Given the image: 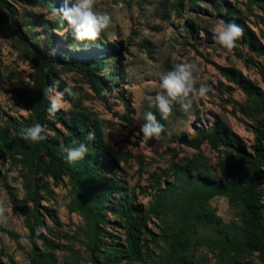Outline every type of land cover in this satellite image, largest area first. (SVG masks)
<instances>
[{
    "label": "rangeland",
    "instance_id": "1",
    "mask_svg": "<svg viewBox=\"0 0 264 264\" xmlns=\"http://www.w3.org/2000/svg\"><path fill=\"white\" fill-rule=\"evenodd\" d=\"M9 2L16 11L19 29L25 38L37 48L46 50L48 57L59 56L74 61L92 53L90 47L96 49L97 44L75 42L67 23L63 30H57L56 23L60 18L45 19L41 10L51 12L46 7L28 5L25 0ZM72 2L74 0H69V4ZM64 3L62 0V6ZM94 10L107 12L112 17L109 28L97 39V42L117 49L100 74L108 82L109 89L103 98L87 74L70 70L66 65L54 66L52 85L59 84L49 95V100L58 103L57 111L68 117L80 111L101 123L110 156L119 164L116 179L133 198L142 217L151 218L147 220L149 232L146 239L158 257L167 249L162 237L171 230L168 226L173 225L189 206V203L184 204L181 199L168 194L165 200L169 205L167 211L161 213L160 219L153 214L156 196L167 183L176 181V169L187 172L186 166L191 165L195 174L200 173L212 183L220 184H226L251 169V163L241 161L235 148L241 146L249 157L255 158V129H260L264 123L263 106L249 97L225 72L240 73L264 94V57L244 43L252 41L264 46V3L262 0H96ZM2 12L5 13L4 10ZM26 16L30 20H22ZM221 20L238 22L243 29L238 47L231 52L223 50L214 39V28ZM46 22L55 28L47 35L54 36L64 54L59 52L57 45L47 46L43 27ZM17 32L18 27L12 21L0 25V131L8 136L16 133L11 121L21 123L23 119L32 118L33 109L26 99L34 95L41 85V61ZM185 60L198 66L197 87L205 84L210 91L199 98L187 113L178 103L173 104L166 134L159 140H144L142 134L137 135L145 122L143 116L147 111L158 112L149 107L148 97H154L159 91L161 76ZM116 63L123 76L114 83L112 69ZM69 72L75 75L67 77ZM69 83L78 93V98L60 95ZM127 102L130 109L126 107ZM216 124L226 126L238 141L226 145L218 142L213 146L200 132L209 131ZM56 128L69 136L60 123ZM45 129L49 139L56 138L53 131ZM184 137L198 146L186 145ZM262 148L264 150V143ZM21 159L19 152L0 157V202L7 209L6 222H0V235L7 252V257L2 259L3 264H31L33 249L45 251L41 242L31 239L25 216V212L34 209L30 190L36 183L42 198L40 211L44 208L55 210L59 222L55 225L49 217H44L54 231V235L46 234L59 246L74 245L78 251L77 260L86 264L90 259L86 222L79 213L71 212L76 197L75 186L68 176L56 179L46 165L38 172H31L20 162ZM8 188L18 202L12 198ZM43 188L49 193L45 195ZM261 188L264 191V184ZM191 207L190 215L196 217L201 213L203 216L189 232L192 245L187 260L190 263L261 264L257 253L244 250L235 254V249L246 242L249 233L244 206L239 199L232 194H222ZM207 215L205 220L203 217ZM110 220L116 219L110 215ZM112 227L110 225L108 230L123 242V232ZM36 229L41 228L37 226ZM222 231L227 232L226 238L227 235L229 239L235 238L232 247L229 241H226V247L221 243ZM73 258L69 251L58 250L55 264H64Z\"/></svg>",
    "mask_w": 264,
    "mask_h": 264
},
{
    "label": "trees",
    "instance_id": "2",
    "mask_svg": "<svg viewBox=\"0 0 264 264\" xmlns=\"http://www.w3.org/2000/svg\"><path fill=\"white\" fill-rule=\"evenodd\" d=\"M10 1L12 3L13 0ZM262 2L264 3V0ZM25 3L28 5H41L50 11L53 6H62V0H25ZM3 10L5 13L2 12ZM16 16V11L9 0H0V25L12 21L18 27L17 34L19 38L33 50L36 57L41 61L39 65L41 85L34 95L26 99L33 109L32 118L23 119L21 123L11 121L16 129L14 136H8L5 132L0 131V157L19 152L22 157L20 162L28 167L31 172H38L46 165L49 173L56 179H63L64 176L70 178L76 191L71 212H77L83 217L86 222L85 233L90 239L88 243L90 259L86 264H148L151 261L153 264H192L187 260L192 245L189 232L198 225L203 215L201 213H197L196 217L190 215L193 209L191 206L222 194H232L241 201L245 211V222L249 226L246 242L237 246L235 254L249 250L252 253H257L261 264H264V203L262 202L264 191L261 188L264 184V150L262 148L264 123L260 129H255L257 140L253 147L254 159L251 156L249 157L241 146L238 145L239 147L235 148V152L241 161L251 163L250 171H245L244 174L233 177L226 184L212 183L208 177L200 173L195 174V169L191 165L186 166L187 172L183 169H176V181L167 183L166 187L156 196L152 209L153 214L160 219L161 213L167 211L169 205L166 204L165 200L168 194L181 199L184 204L189 203L187 204L189 206L181 212L182 216L176 218L177 220L173 225L168 226V229L171 230H168L167 234L162 237L167 249H164L163 253L156 257L146 239L149 232L147 220L151 218L148 216L142 217V212L135 205L133 198L116 179L115 173L119 168V164L116 159L110 156L101 123L85 112L80 111L74 112L71 117L66 116L63 112L56 111L55 115L49 117V108L52 103L49 100V95H45V92L52 85L55 78L53 74L54 66L66 65L70 70H78L87 74L96 84V91L104 98L109 87L108 82L100 74L117 49H113V46L111 49V47H107L97 42V40L95 42L87 41V44L97 45L95 50L90 47L92 53H86V55L81 56L83 58L80 57L74 61H67L59 56L51 58L46 54V50L44 51L40 47V49L37 48L35 44L25 38V35L19 29L20 22ZM22 20H30V17H23ZM235 23L239 25L238 22ZM43 27L45 28L47 46L49 48L53 45L56 46L54 36L47 35L55 29L54 26L50 22H46ZM56 27L57 30L61 31L66 27V22L60 20L56 23ZM186 28L189 29V26L186 25ZM244 43L252 51L264 57V46L256 45L252 41H245ZM57 46L59 52L64 54L63 48ZM112 72L114 73L112 74L114 75L113 82H119L123 74L117 63ZM225 74L249 97L262 103L264 111V94L260 93L258 88L253 86L240 73L228 70ZM126 107L130 109L128 102ZM153 113L165 127V131L161 135L166 134L167 121L160 117L159 112ZM34 123H40L48 130L53 131L56 138L49 139L45 134L46 139L35 144L21 139L18 135L19 129L31 126ZM58 123L61 124L64 131L69 133V136L56 128ZM90 133L95 134L94 140L88 139ZM200 133L213 146H216L218 142L226 145L228 142L236 143L238 141L234 134L228 132L226 126H220V124L213 125L209 131L202 130ZM60 141L61 143H59ZM73 141L85 143L88 147V153L83 160L69 163L61 145L68 147ZM183 141L190 147L198 146L186 137L183 138ZM160 185L159 183L158 186ZM8 189L12 198L16 199L12 190ZM43 190L45 195L49 193L46 188H43ZM30 193L34 209L25 212L30 237L32 240L41 242L45 247V251H39L37 248L33 249L30 255L31 264H55L56 251L58 250H67L74 256L72 260L66 261L64 264H83L77 260L78 251L74 248V245L59 246L54 238L46 234V232H49V234L54 235V231L46 223L44 217H49L55 225H59V222L55 210L44 208L40 211L39 203L42 198L38 183L35 184L33 190H30ZM16 202H18L17 199ZM110 215L114 216L116 220L111 222ZM207 217L208 215L203 218L206 220ZM110 225H113L112 229L123 232V242L120 237L108 230ZM37 226L41 229L37 230ZM225 233L227 234L226 231L221 232V243H224V247H226L225 243L229 241L230 247H232L235 244V238L230 237L229 239L228 235L226 238ZM66 237L70 238L67 235ZM5 257H7L6 247L0 235V264H3L2 259Z\"/></svg>",
    "mask_w": 264,
    "mask_h": 264
},
{
    "label": "clouds",
    "instance_id": "3",
    "mask_svg": "<svg viewBox=\"0 0 264 264\" xmlns=\"http://www.w3.org/2000/svg\"><path fill=\"white\" fill-rule=\"evenodd\" d=\"M96 0H74L69 4V0L61 7H52L51 12L41 10L45 19L51 20L54 16H59L62 22H66L71 30L75 42L92 41L95 42L101 34L107 30L112 22V17L107 12H98L94 10ZM214 39L223 50L231 52L238 47V41L243 36V29L234 22L219 21L214 28ZM199 69L196 63L183 61L173 66L172 70L162 75L160 78L159 91L154 97H148L149 107L158 110L160 117L167 121L173 111V104L178 103L184 112H189L193 104L199 99L206 96L210 88L205 84H199ZM74 72L66 74L67 77L74 76ZM59 82L49 87L45 95H50ZM72 98H78V93L73 91L71 83L63 89V93ZM59 110V104L53 101L49 108V117L55 115ZM144 123L139 129L137 135L142 134L144 140L161 139V134L165 127L158 120L152 111L145 112ZM46 129L40 123H34L28 127H21L18 135L26 142L33 144L39 143L46 139ZM89 140L95 139V134L90 133ZM62 150L66 153V159L69 163L83 160L88 153V147L83 142L73 141L68 147L61 145ZM7 211L3 202H0V222H6Z\"/></svg>",
    "mask_w": 264,
    "mask_h": 264
}]
</instances>
